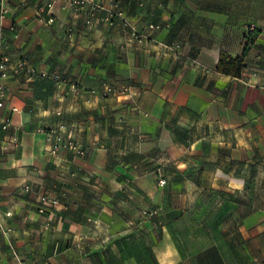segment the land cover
Listing matches in <instances>:
<instances>
[{
	"label": "crops",
	"instance_id": "obj_1",
	"mask_svg": "<svg viewBox=\"0 0 264 264\" xmlns=\"http://www.w3.org/2000/svg\"><path fill=\"white\" fill-rule=\"evenodd\" d=\"M47 1L8 0L3 22L0 222L18 254L41 264H264V209H91L81 191L83 180L130 183L148 199L158 160L180 168L184 199L206 182L240 192L262 174L264 0H94L117 3L122 18L98 16L92 27L82 11ZM245 45L240 77L216 71L221 51L237 56ZM19 58L49 76L15 72ZM57 135L84 156L52 152ZM51 180L60 204L40 214L23 187ZM3 238L0 229V264H12Z\"/></svg>",
	"mask_w": 264,
	"mask_h": 264
},
{
	"label": "rangeland",
	"instance_id": "obj_2",
	"mask_svg": "<svg viewBox=\"0 0 264 264\" xmlns=\"http://www.w3.org/2000/svg\"><path fill=\"white\" fill-rule=\"evenodd\" d=\"M251 25H254L256 29L255 24H250L248 30ZM65 141L78 145L79 152L77 153L69 146L61 147V149H67L73 152L77 157L84 156V149L78 141L72 138H66ZM173 161L175 162L176 159ZM164 163L167 162H164V160H158L157 165L151 167L152 175L155 174V181L154 183L150 182V184H155L157 190L152 196H150V198H148L150 200L147 199V194H145V196L142 195L143 197L138 200L135 196H132L129 185L130 183L120 185V188L118 189L116 186L119 184L116 185V183L109 182L108 187L110 190H107L105 187H101L99 183H96L93 188L91 187L92 184L89 185L85 182L86 180H83V183L81 184L83 188H81V191L83 192L84 198L88 195L90 198H93V200H91V203L93 204L91 209H199L203 206L206 208L210 207L211 209H264V169L261 172L262 174L257 173L252 180L245 183L240 192H232L227 190L226 187L215 188L211 186L212 184L206 182L205 185L207 188L205 191L195 190L190 198L184 199V188L181 181L182 172L180 171V168H178L177 164H171V162H168L170 163L169 166ZM106 168L112 170V167L110 166ZM53 172L54 170L51 172V175H55V172ZM59 177H61V182H57V186L58 184L60 187L66 186L64 181H67L68 178L62 175H59ZM261 178L262 181H260ZM159 179H164V184H159ZM54 185L56 186L51 180V182L46 183V185H43L40 189H37V186L35 187L29 184H26L23 187V190L26 193H31L33 195L34 198L31 200V207L36 209L38 213L43 214L45 211L57 209L60 204L61 198L55 196V193H52L53 189L56 191V189L53 188ZM144 185L147 186L148 182H141V186L146 189ZM101 191H110L108 198L103 197V200H101ZM38 209L46 210L44 212H39ZM6 213L5 216H7ZM8 213L10 215V212ZM1 223L3 226L9 227L6 222L1 221ZM33 234L37 236L35 231H33ZM9 236L12 241L11 235ZM3 239V249H9L5 237ZM35 250L33 253L36 252ZM29 253L32 252H24L23 254L21 253L22 256H20L23 257L25 261H29L30 258L27 256ZM6 255L8 256V254Z\"/></svg>",
	"mask_w": 264,
	"mask_h": 264
},
{
	"label": "built area",
	"instance_id": "obj_3",
	"mask_svg": "<svg viewBox=\"0 0 264 264\" xmlns=\"http://www.w3.org/2000/svg\"><path fill=\"white\" fill-rule=\"evenodd\" d=\"M8 0H0V107L3 105V101L6 96L5 91V80L9 77V64L8 59L6 56H4L1 53V48L4 45L3 41V22L5 18L9 14V8H8ZM55 3L59 4V7L61 9H72L73 11H82L84 14V22L87 26L92 27L97 21L98 16L101 20H103L105 23H112L114 18L119 17L122 18V13L118 9L117 3H112L110 7L103 6L100 2L94 1V0H49L45 3V7L47 9H50ZM54 20L53 16H50L47 19L48 23H51ZM151 29H158V25H150ZM11 30H15L14 26H10ZM250 31L255 30V26L251 25L249 27ZM134 32V31H133ZM177 46V45H176ZM13 70L15 72H22L25 71L29 75H36L39 74L41 77H48V73L46 71H38L32 67L27 66L26 61L24 58H19L14 67ZM50 77L56 81L60 80V77L57 74L50 75ZM111 88L108 86L104 87V92H111ZM10 125V119L9 117H2L0 116V132L5 131ZM69 146L72 149H74L77 153L79 152V146L75 144H71L70 142H66L65 139L59 135H57L55 143L52 147V152H56L61 147ZM2 155V147L0 146V159ZM164 179H159V184H164ZM46 209H38L39 212H44ZM145 213V212H144ZM157 213V210H153L149 212V215H154ZM6 215L8 216L9 213L7 212ZM0 229L7 241V245L9 247L10 253L12 255V264H41V262L37 259H32L29 261H25L16 251L14 245L11 242L10 239V232L11 229L7 226H3V224L0 222Z\"/></svg>",
	"mask_w": 264,
	"mask_h": 264
},
{
	"label": "trees",
	"instance_id": "obj_4",
	"mask_svg": "<svg viewBox=\"0 0 264 264\" xmlns=\"http://www.w3.org/2000/svg\"><path fill=\"white\" fill-rule=\"evenodd\" d=\"M255 30L250 32H254ZM247 51V45L244 46L241 54L237 56H231L228 55L226 52L221 51L218 56L216 71L221 74L229 75L235 78L240 77L242 69L244 67V57Z\"/></svg>",
	"mask_w": 264,
	"mask_h": 264
}]
</instances>
